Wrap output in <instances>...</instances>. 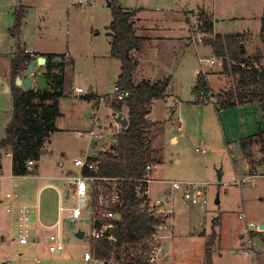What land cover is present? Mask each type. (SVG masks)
Here are the masks:
<instances>
[{
  "label": "rangeland",
  "instance_id": "374dc122",
  "mask_svg": "<svg viewBox=\"0 0 264 264\" xmlns=\"http://www.w3.org/2000/svg\"><path fill=\"white\" fill-rule=\"evenodd\" d=\"M4 1L12 4L13 0ZM46 1L57 4L54 13L49 16L44 15L43 19L35 12L27 13L25 25L28 31H35L38 27L46 29L43 38V45L46 48L60 51L68 46L74 55L73 67L67 66L65 69L64 96L59 99L60 117L55 122L58 131L45 142L44 148L47 145L48 150L46 148L43 150V158L33 175L17 178L19 183L17 189L11 188L8 182L5 184L0 181V200L7 190H15L22 194L31 201L33 219L36 214L38 202L36 194L39 188L45 184L58 186L61 183L55 177L63 176L64 170L57 166L56 161L62 158L64 167H67L70 159L77 156L81 150H87L89 154L92 152L87 137L80 138L75 134L76 130H87L86 128L90 126V116L96 111L93 101L88 103L82 98L88 92V80L97 84L99 94L113 95L114 83L119 74V62L110 57L106 26L108 27L111 22L112 14L107 0ZM86 2L88 4L84 5L83 3ZM118 2L120 5L129 6L131 10H136V18L144 25L148 27L155 23L161 25L162 29L159 30L158 35L164 36V42L158 44V47L152 51H150L152 48L148 50L150 59L140 68V72L148 76L157 75L158 78L163 76V79L170 73L169 91L185 105L192 100L195 101L191 96L199 71L210 77L208 83L213 95L233 89L235 83L233 77L225 73L223 66H207L198 62L200 58L215 56L212 50L209 53L200 52L199 57L195 55L193 44H197L199 49L204 51L209 46L203 43V39L210 36L198 31L197 14H187L188 21L193 22V26L189 25L188 36L192 46L187 49L179 44L177 39H173L178 38L182 30L178 29L179 20L168 14L169 9H196L199 5L198 10L204 11L212 19L213 17L217 19L218 32L214 33L243 34V49L249 56L260 54L261 66L264 67V40L262 42L260 38L262 35L264 39V0H179L177 2L118 0ZM12 49L14 50V47ZM9 50V47H5L1 51L0 61H4L3 64L8 61L5 54ZM229 64L231 63L227 60L228 67ZM40 69L42 71L37 72L33 78L37 89L44 90L48 88L49 80L45 67ZM75 87L82 88L83 93H75L73 91ZM213 95L209 102L215 103ZM107 99L109 101V97ZM4 104L6 102L3 96L0 99V111H4ZM201 104L203 105L182 106L179 111V115L184 119L182 131H176L174 125H166L163 132V125L157 123L150 132L152 146L158 148L161 154V161L153 165L152 178L201 184L200 192L206 201L203 208L191 205L181 199V191H171L170 184L152 182L149 185L150 197L162 201L167 199L165 207L172 213L171 220L166 228L162 229V233L169 234L172 231L177 239L176 246L182 244L184 247V239L191 236V232L205 230L206 234L214 230L216 237L214 247H211V250L215 249L213 264H253L254 262L264 264V230L256 231L247 226L249 222L264 223V177H261L264 176V154L259 152V144L250 146V154L247 157L244 155V161L249 164V170L255 174L253 178H244L242 185H237L235 181L241 180L244 175L237 176L235 173L234 167L241 169V160L236 154L238 147L232 143L233 139L251 133L257 128L254 111L256 108L260 111V108L254 103L256 108L234 106L216 112V108L211 103ZM171 105H174L171 99L167 100V104L162 101L155 103L151 111V119L164 122L163 120L167 119V109ZM100 109L101 113L98 115L101 116L100 123L109 120L108 103H101ZM122 110L126 113L124 107ZM260 114L263 121L261 111ZM105 115H108V118L103 119ZM174 133L177 142L171 143L169 136ZM2 152L3 150L0 152L1 155ZM4 161L3 175H8L10 163L8 159ZM218 175L221 176L220 180ZM38 205L41 221L53 222L57 212V196L53 187H44L40 191ZM68 205L71 206L72 201ZM2 210L4 207L0 203V214L3 213ZM241 214H244V219L238 218ZM245 222H247L246 231L242 238L244 243H241L237 232L244 228ZM1 228L0 226V264L2 261H7V264H88L83 261L90 230L87 214L74 222L67 219L62 221L61 236L64 248L60 253H50L47 249L46 237L51 230L42 231L38 242L34 243L29 239L26 245H20L16 237V223L15 228L13 226L7 231ZM79 231L83 232L82 238L76 237ZM249 233L252 234V238L251 243L248 244L246 241ZM2 236L4 239H1ZM253 237L256 238V242L253 241L255 248L252 257L251 254L243 251L253 248ZM193 241L195 244L190 246V253L181 255L184 263L195 264L194 253L202 250L201 243L197 239ZM163 249H166L165 244ZM180 251L176 250V254Z\"/></svg>",
  "mask_w": 264,
  "mask_h": 264
},
{
  "label": "trees",
  "instance_id": "16d2710c",
  "mask_svg": "<svg viewBox=\"0 0 264 264\" xmlns=\"http://www.w3.org/2000/svg\"><path fill=\"white\" fill-rule=\"evenodd\" d=\"M107 1L112 14L107 27L110 57L119 62L115 87L128 95L124 101H112L110 107L113 112L121 111L123 107L126 109L127 125L117 135V145L113 152L105 153L100 159L98 175L119 180L120 205L115 210L121 218L115 222L114 243L95 240L91 242V247L94 248L93 256L100 260L114 258L120 264H147L149 235L155 226L164 224L165 220L146 206H140L135 193L138 185L135 180L144 177L147 164L154 165L161 161L160 150L152 146L150 135L157 122L151 121L148 115L151 113L153 101L166 96L169 81L167 78L157 81L141 80L137 83L133 81V74L139 66V60L133 56V52L139 49L142 40L136 35L134 28L137 11L122 8L118 0ZM22 19L23 11L20 8L8 31L14 38L21 32ZM197 19L198 31L210 35L203 39V43L211 48L215 57L222 58L225 73L233 77L235 83L233 89L213 95L216 110L257 103L264 124V67L260 62L261 55L249 56L245 49L241 51L243 34L214 33L212 18L204 11L200 10L197 13ZM260 38L263 42L262 35ZM61 56L63 54L46 57L48 88L44 90H22L15 86L11 88V119L5 128L3 138L0 139V152L10 151L13 176L32 174L26 166V161H38L44 153L45 142L58 131L55 121L60 116L59 99L64 96L63 71L69 63L61 60L52 65L49 61ZM32 60V54L25 52L18 45L11 59V79L14 80L24 72ZM227 60L231 63L229 67L226 65ZM54 67L58 68V72L51 73ZM192 92L195 102H209L212 90L205 74L201 72L197 74ZM82 98L97 100L99 97L88 92ZM263 138L264 129L259 126L254 136L240 141L243 154L249 156L250 146L254 143L259 144V151L264 154ZM1 168L0 162V171ZM249 235L252 237L251 233ZM215 237L213 230L205 244L204 264H212L211 247Z\"/></svg>",
  "mask_w": 264,
  "mask_h": 264
},
{
  "label": "crops",
  "instance_id": "0c3cea01",
  "mask_svg": "<svg viewBox=\"0 0 264 264\" xmlns=\"http://www.w3.org/2000/svg\"><path fill=\"white\" fill-rule=\"evenodd\" d=\"M79 1H81V0H79ZM174 1L177 2L179 0H174ZM8 3L5 2L4 0H0V55H2L1 51H3V49L5 47H9L10 48L9 52H7L5 54L6 57H7L6 60H8L9 62L5 61L6 63L3 64L4 61H2V60L0 61V99H2L3 96H4V101L6 102V104H4V107H5L4 111H0V139L3 138L4 133H5V128H6L7 124L9 123V121L11 119V109H12L11 88L13 86H15V87H17L19 89L24 90V86L23 85H17L16 84V79H17V77L20 74L14 80L11 79V59H12L13 55L16 53L17 46L19 45L21 48H23L24 50H27L29 53H31L32 57H33L32 61H36V59L38 57H40V56L44 57L45 58V62H44L43 66L45 67L46 70H47V67H46V61H47L46 57H47V55H60V54H64L65 52H67L69 54V56H70V59L67 62L69 64L67 66H70V68H72L73 64H74V55H73V52L71 51V49L68 46L64 50L52 51V50L46 48L43 45V38H44V36L46 35V32H47L44 27H38V29L35 30V31H33V30L28 31L27 27L25 25V15L27 13L35 12L38 16H40L43 19L45 16H49V15H52L54 13L53 12V10L55 9L54 7H56L57 4L49 3L46 0H16V2H15V0H13L12 4L11 3L8 4ZM78 4H80V3H78ZM83 4L85 5V4H88V3L86 2V3H83ZM67 5H69V4H67ZM80 6H82V4H80ZM121 6H122V8H124L126 10H131V8L129 6H127V5L122 4ZM196 7L198 8L199 5H197ZM20 8L23 11L22 28H21V32H20L19 36L17 38H14V37H12L9 34L8 31H9V29L12 27V25L14 23V17H15L16 12ZM180 8H182V7H180ZM197 8L196 9H194V8H189V9L182 8L180 10L169 9V11H167V12H169L168 14L170 16H172L174 18H177L179 20L178 29L182 30L179 33L178 38H173V39H177L176 41L179 42V44H181L182 46H185L187 49H188V47L192 46V44L190 43V41L188 39L189 30H190L189 25L193 26V22L188 21L189 15H187V14L189 13V14H193V15L195 14L196 15L200 11ZM212 21H213L214 32H218L217 29H216L217 19H215L213 17ZM160 26L161 25L159 23L158 24L155 23V25H153L151 27H148V26L144 25V23H141V21H139L137 18L135 19V22H134L135 33H136L137 36H139L142 39L141 42H140L139 49L137 51L133 52V56L136 57L139 60V66H138V68L136 69V71L133 74V81L136 82V83L141 81V80H149V81L163 80V76L158 78L157 75L156 76H151V75L148 76L146 73L140 72V68L142 66H144L145 63H148V60L150 59L149 56H148V54H149L148 50L150 48H152L150 50V51H152L153 49L158 47V44H161V42H164L163 41L164 36H159L158 35L159 30L162 29ZM106 28H107V26H106ZM107 30H108V28H107ZM108 32H109V30H108ZM221 34H223V33H221ZM224 34H226V33H224ZM107 36H108V33H107ZM30 38H31V40H29ZM167 38L171 39L172 37H167ZM108 39H109L108 40V44H109V47H110V37L109 36H108ZM13 47H14V50L12 49ZM192 48H193V50L195 52L196 57H199V55H200L199 53L200 52L201 53H204V52H208L209 53V52H211V49L209 47L204 49V51H201L197 44H193ZM211 57L212 58H217V57H213V56H211ZM49 64H52V65L55 64L54 58L51 59V61H49ZM43 66L35 65L34 69H33V74H30V76H31V89H33V90H39L35 86L33 76L37 72L42 71V69H40V68H44ZM67 66L64 67V71H63L64 76H65V69H67L66 68ZM149 67L153 68L152 66H149ZM26 70H27V67H26ZM24 72H22V73H24ZM169 75H170V73H169ZM169 75L166 76V78L168 80L170 79ZM206 78H207V80L209 82V78L210 77L206 76ZM164 79H165V77H164ZM65 80H66V76H65ZM169 83H170V81H169ZM114 85H115V83H114ZM87 86H88L87 87V91L88 92H91V94L99 97L97 100H86V102H88V103H89V101L90 102L93 101L94 102L93 107L96 109V111L90 116V118L92 116L98 117V115H100V113H101L100 112V110H101L100 109V105H101V103L103 104V102L108 103V109H109V112H110L109 117H110V115L113 113V110L110 107L111 101H110V99H109V101L107 99L108 97H110V94H108V95L107 94L106 95L99 94L97 92V84L95 82L91 81V80H88ZM168 87H169V85H168ZM168 87H167V91H166V96H164L163 98H160V99H157V100L153 101L152 110H153V105L155 103L159 102V101H162L163 103L167 104V100L171 99V100H173L174 105H171L170 107H168V109H167L168 110L167 119H164L163 120L164 122H157V121H154V122H157L158 124L161 123L163 125V129H162L163 132H165L164 128H166V125H174V126H176L175 127L176 131H182L183 130L182 124L184 123V119L181 118V116L179 115V111L182 108V106H188V105H190V106H202L203 104H201V103H197L196 104V103H194L195 101L192 100V102H188L189 104L185 105L181 100L178 99V97L176 95L173 94V92L169 91ZM114 88H115V86H114ZM191 97H194L193 93H192ZM208 103H211L214 106V108H215V105H214L213 102H208ZM253 104L254 103H250V104H245L243 106H235V107L245 108V107L251 106L252 108H256L255 104L254 105ZM257 109L258 108H256V111H254L255 112V117H256L257 128H255V130H253V132H251V133L248 132V134L242 135L240 138H235V139L232 140V143H234L233 145L238 147V152H236V154H237V156H239V158L241 160V162H240L241 169H238L237 166L234 167L235 173H236L237 176H243L244 175V177L241 180H236L235 181V183L242 181V183H240V184L236 183L237 185H242L244 178L245 179L253 178L254 177L253 174H255V172L249 170V167H248L249 164L244 161V157L245 156H244V154H243V152H242V150L240 148V141L242 139H244V138H248L250 136H254L257 133L259 126L262 129H264L262 116L260 114V111H258ZM216 112H217V110H216ZM257 112H259V113H257ZM151 114H152V112L148 115V118L151 121H153L151 119ZM107 116L108 115H105L103 119H105V117L108 118ZM100 117H98L99 121L101 120ZM89 121H90V126L87 127L86 129H89L91 127V120H89ZM101 122H103V121H101ZM179 126L181 127L180 130L178 129ZM263 140H264V138H263ZM169 141L171 143H176L177 142V136H176L175 133L169 136ZM172 141H174V142H172ZM254 144H257V143H254ZM45 148H46V150H48L47 149V145H46ZM82 153H88V152H87V150H83V151L81 150L77 156L81 155ZM62 156H64V155L62 154ZM74 157H76V156H74ZM42 158H43V155L38 161H35V164L31 168V170L29 169L30 171H32V174H30V175H33V172L38 167V164H39V162H40V160ZM6 159H8V161L10 163V165H9V173H8V175H3V166H4V163H5L4 160H6ZM71 159L68 162L67 167H64V162H63L64 160H62V158L60 160L56 161L57 166L64 170L63 176L55 177V179L60 180L61 183L58 186H55V185H52V184H45L42 187H40L39 190L37 191V194H36L38 196V202L36 204L39 203L40 191L44 187H53L55 192H56V196H57V206H58L59 203H61L63 206H66V207L70 206L68 204L71 203V200H69L67 198L66 189H65L66 183H65L63 178L65 177V175L69 174L73 170L72 166H71ZM236 159H238V158H236ZM0 162H1V167H2L1 171H0V181H3L5 184H7L6 182H8L10 184V186H12L11 188L17 189L18 186H19V183L17 182V178H19L21 176H13L11 174V154H10L9 150H5V151L2 152V155L0 156ZM234 163H235V160H234ZM245 175H247L246 176L247 178L245 177ZM27 176H29V175H27ZM22 177H26V176H22ZM261 177H264V176H261ZM220 178H221V176H220ZM51 179H54V178H51ZM218 180H220V179H218ZM154 181L157 182V183H164L165 182V183H168V184L170 182V181H166V180H162V179H154ZM173 181H175V180H173ZM196 184H198V183H196ZM199 186L201 187L202 185L199 184ZM7 192L17 193L18 198L16 200V203L28 205L29 207L32 206L31 203H30L31 201H28L22 194H19L15 190H7L5 193H7ZM5 193H4V195H5ZM181 196H182V192H181ZM181 199H182V197H181ZM0 203L2 204V207H4V210H2L3 213L0 214V217H1L0 226L2 227L1 229H3V230L6 229L5 231H7V229H11V227H13V226L15 228V215L14 214H7L5 212V207H6V204L8 203V201L4 199V196L0 200ZM72 205H73V203H72ZM204 205L205 204H197V206H201V208H203ZM67 214H68L67 212L64 213L63 220L67 219L66 218ZM31 215H32V212H31ZM35 216H36V214H35ZM171 216H172V214L167 219L165 226L162 228L163 230L166 228L167 224L171 220ZM56 217H57V212H56ZM238 218L239 219H244V214L239 215ZM55 220H56V218H55ZM54 221L53 222H49V223H45L43 221H41V222L44 225H51L52 223H54ZM246 223L247 222H245L244 228H241L237 232L238 233L237 235L239 236V240H240L241 243H244L242 238H243V236L245 234V231H246V228H245L246 227ZM260 225H263L262 230H264V223L262 222L261 224H258V226H260ZM162 229L159 232V235H160V255H159V259H158L156 264H188V262L187 263L183 262V258L181 257V255L183 253L185 255H188V253H190V246H193V244H195V241H193L195 239H197L201 243V248L200 249H202V250H198V252L196 254L194 253V255L196 257L195 258L196 259L195 264H204L205 244L208 241L209 235L212 233V230H211V232H208L206 234L204 233L205 230H204V232H199V231L195 230L196 232L195 231L191 232L190 233L191 236L189 235V237L187 239H184V247H183L182 244H179V246L177 247L176 246L177 239L175 238L173 232L171 231L169 234H165V232L162 233L163 232ZM42 231L46 232L47 229L41 228L38 225V223H37L36 217H35V219H33V217H32L31 231H30V240L32 242H34V243L38 242L39 239H40V233ZM1 234H3V233L1 232ZM215 235H216V232H215ZM248 236H249L248 237L249 239L252 238V237H250V235H248ZM1 239H4V236H2ZM189 239H193V240H189ZM253 241L256 242V238L255 237H253V239H252V243H253V248L252 249H253V252H254V248H255L254 244L255 243ZM164 244L166 246L165 250L163 249ZM241 246H242V244H241ZM176 250H181V251L178 254H176ZM211 251H212V264H213V253H214L215 249H212ZM1 264H7V261H2Z\"/></svg>",
  "mask_w": 264,
  "mask_h": 264
},
{
  "label": "built area",
  "instance_id": "2783aa9c",
  "mask_svg": "<svg viewBox=\"0 0 264 264\" xmlns=\"http://www.w3.org/2000/svg\"><path fill=\"white\" fill-rule=\"evenodd\" d=\"M81 2V1H79ZM25 52H28L25 50ZM29 53V52H28ZM70 56L67 52L60 58H54L55 64L58 61L67 62ZM221 58H200L198 62L201 65L207 66H222ZM58 72V68L54 67L51 73ZM115 93L110 95L109 99L112 101H124L127 94L123 91L114 88ZM73 91L77 94L83 93L82 88L75 87ZM88 93V92H87ZM86 93V94H87ZM85 95V94H84ZM127 119L126 113L121 111L113 112L109 120L99 121L98 117H91V127L87 130H76L75 134L84 138L87 137L90 142L91 153H82L79 156L71 159L72 171L63 178L66 183V195L73 205L66 207L61 203L57 206V217L51 225H44L39 216V205L36 206V220L38 225L47 230H51L47 236V249L50 253H60L63 250V240L61 236V224L64 218V213L67 212L66 218L74 222L86 214L89 218V236L87 238L88 247L83 253V260L88 264H120L114 258L109 260H100L93 256L94 248L91 247V242L95 240H104L108 243L116 241L113 230L116 227L115 222L120 220L121 216L116 212L115 208L120 205V190L119 180L115 178H104L98 175L99 162L105 153L113 152V148L117 145V135L124 129L120 121L117 119L118 115ZM180 130L181 127L179 126ZM34 160H27L26 166L28 169L34 166ZM153 164L145 166V175L142 179L135 180L138 185L135 188L136 197L140 202V206H146L149 210L162 217L165 222L170 217L169 209H167V200L162 201L159 198L152 199L150 197L149 185L155 182L152 178L151 172ZM104 183V184H103ZM240 184V182H237ZM170 188L172 191H181L182 199L192 205L205 204V199L200 192V186L196 183L170 181ZM94 196V198H93ZM18 198L17 193L7 192L4 199L8 201L5 207L7 214L15 215V223L17 230L18 243L25 245L29 242L31 223H32V208L28 205L16 203ZM120 217V218H118ZM155 226L154 231L151 232L147 240L148 253L147 264H156L160 255V230L165 226V223ZM248 228L256 231H263L258 224L253 222L247 223ZM251 243V239L246 241ZM245 253L251 254V248H247ZM39 260L37 259L36 262ZM255 264V263H253Z\"/></svg>",
  "mask_w": 264,
  "mask_h": 264
},
{
  "label": "water",
  "instance_id": "95a60500",
  "mask_svg": "<svg viewBox=\"0 0 264 264\" xmlns=\"http://www.w3.org/2000/svg\"><path fill=\"white\" fill-rule=\"evenodd\" d=\"M107 5L109 6V2L107 1ZM240 48H241V51H243V44H240ZM44 62H45V58L44 57H38L36 59V61H32L28 66H27V70L20 74L17 79H16V84L17 85H23L24 86V90H29L31 89V76L30 74H33V69H34V66L35 65H38V66H43L44 65ZM25 77V78H24ZM213 95V93H212ZM117 119L120 121L121 125L123 127H125L127 125V119L124 118V117H121V115L119 114ZM218 179H220V175H218ZM120 218V217H118ZM260 229L263 228V225H260L259 226ZM76 237L77 238H82L83 237V232L79 231L76 233Z\"/></svg>",
  "mask_w": 264,
  "mask_h": 264
}]
</instances>
